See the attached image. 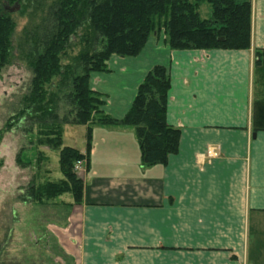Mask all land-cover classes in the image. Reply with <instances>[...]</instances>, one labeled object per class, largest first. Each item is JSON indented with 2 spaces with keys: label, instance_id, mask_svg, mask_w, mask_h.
<instances>
[{
  "label": "crops",
  "instance_id": "1",
  "mask_svg": "<svg viewBox=\"0 0 264 264\" xmlns=\"http://www.w3.org/2000/svg\"><path fill=\"white\" fill-rule=\"evenodd\" d=\"M158 43L112 58L140 70L166 66V121L180 130L179 150L145 165L135 128L94 124L88 151L83 125V195L47 225L55 256L65 264H264V0H252L249 49L164 44L161 54ZM135 90H111L108 113L122 118Z\"/></svg>",
  "mask_w": 264,
  "mask_h": 264
},
{
  "label": "trees",
  "instance_id": "2",
  "mask_svg": "<svg viewBox=\"0 0 264 264\" xmlns=\"http://www.w3.org/2000/svg\"><path fill=\"white\" fill-rule=\"evenodd\" d=\"M202 2L211 4L210 18L201 16ZM15 4L32 8V17L41 13L18 38L7 8ZM251 28L252 0H0V75L14 57L27 63L33 78L20 113L37 124L40 145L60 148L65 178L44 184L37 200L71 193L81 201L84 183L75 166L88 155L94 124L134 127L145 165L165 164L178 152L180 130L166 121V66L148 71L132 107L118 119L103 110L104 96L90 84L93 73L108 71L112 56L139 55L159 30L175 50L249 49ZM65 125L89 126L86 154L63 145Z\"/></svg>",
  "mask_w": 264,
  "mask_h": 264
},
{
  "label": "rangeland",
  "instance_id": "3",
  "mask_svg": "<svg viewBox=\"0 0 264 264\" xmlns=\"http://www.w3.org/2000/svg\"><path fill=\"white\" fill-rule=\"evenodd\" d=\"M7 8L17 23V38L27 25L39 23L41 18L40 11L35 17L31 16L32 8L23 11L16 4L7 5ZM200 14L203 18H210L211 4L202 2ZM156 39L159 45L154 48L158 51L159 47L162 52H158L164 53L163 45H169V42L163 30L152 32L144 52L152 51L151 41ZM137 66L129 59L111 57L108 71L91 75L90 84L104 96L105 105L112 91L131 94V87L135 86L136 96L146 74L154 67L147 66L140 70ZM32 78L33 71L19 57H14L0 75V264H65L61 260L58 262L55 256L60 252L47 225L64 220V208L72 194H64L62 200L58 197L37 200V194L44 191V184L60 182L65 177L60 168V148L40 145L37 124L20 113L24 97L29 94ZM118 83L122 87H118ZM65 103L68 105L67 101ZM103 110L108 112L105 106ZM64 127L63 145L84 150L85 127Z\"/></svg>",
  "mask_w": 264,
  "mask_h": 264
},
{
  "label": "built area",
  "instance_id": "4",
  "mask_svg": "<svg viewBox=\"0 0 264 264\" xmlns=\"http://www.w3.org/2000/svg\"><path fill=\"white\" fill-rule=\"evenodd\" d=\"M207 154H208L209 156H218V155H219L216 151H214V150L211 149V148L208 149ZM81 163H82V161L77 162V164H76V170H79V167H80Z\"/></svg>",
  "mask_w": 264,
  "mask_h": 264
}]
</instances>
